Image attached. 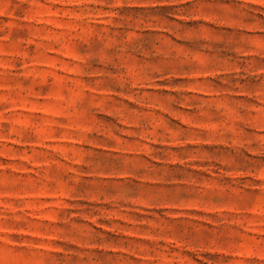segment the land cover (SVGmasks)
Wrapping results in <instances>:
<instances>
[{"label": "rangeland", "instance_id": "1", "mask_svg": "<svg viewBox=\"0 0 264 264\" xmlns=\"http://www.w3.org/2000/svg\"><path fill=\"white\" fill-rule=\"evenodd\" d=\"M0 264H264V0H0Z\"/></svg>", "mask_w": 264, "mask_h": 264}]
</instances>
